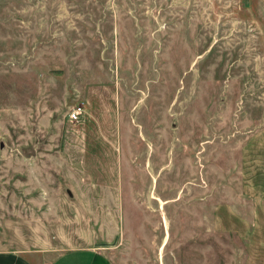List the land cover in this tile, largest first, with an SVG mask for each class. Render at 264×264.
Wrapping results in <instances>:
<instances>
[{
    "label": "rangeland",
    "instance_id": "obj_1",
    "mask_svg": "<svg viewBox=\"0 0 264 264\" xmlns=\"http://www.w3.org/2000/svg\"><path fill=\"white\" fill-rule=\"evenodd\" d=\"M83 247L264 264V0H0V252Z\"/></svg>",
    "mask_w": 264,
    "mask_h": 264
},
{
    "label": "crops",
    "instance_id": "obj_2",
    "mask_svg": "<svg viewBox=\"0 0 264 264\" xmlns=\"http://www.w3.org/2000/svg\"><path fill=\"white\" fill-rule=\"evenodd\" d=\"M0 264H33L18 253L0 252ZM48 264H110L99 249L90 247L71 248L63 251Z\"/></svg>",
    "mask_w": 264,
    "mask_h": 264
},
{
    "label": "built area",
    "instance_id": "obj_3",
    "mask_svg": "<svg viewBox=\"0 0 264 264\" xmlns=\"http://www.w3.org/2000/svg\"><path fill=\"white\" fill-rule=\"evenodd\" d=\"M80 112H81L80 106L73 107V109H71V111L68 113L69 118L72 120L78 119Z\"/></svg>",
    "mask_w": 264,
    "mask_h": 264
}]
</instances>
